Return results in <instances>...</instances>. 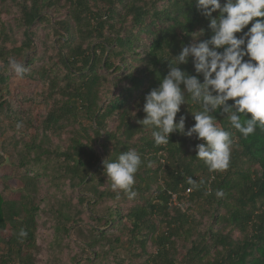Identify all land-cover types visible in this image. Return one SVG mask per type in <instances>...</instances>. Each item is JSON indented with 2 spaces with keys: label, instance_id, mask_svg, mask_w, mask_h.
Instances as JSON below:
<instances>
[{
  "label": "trees",
  "instance_id": "obj_1",
  "mask_svg": "<svg viewBox=\"0 0 264 264\" xmlns=\"http://www.w3.org/2000/svg\"><path fill=\"white\" fill-rule=\"evenodd\" d=\"M208 23L194 0H0V162L14 160L0 264H264V129L245 137L211 113L233 140L213 172L195 136L157 146L138 123L166 60ZM186 99L187 128L199 105ZM129 149L131 199L102 164Z\"/></svg>",
  "mask_w": 264,
  "mask_h": 264
},
{
  "label": "clouds",
  "instance_id": "obj_2",
  "mask_svg": "<svg viewBox=\"0 0 264 264\" xmlns=\"http://www.w3.org/2000/svg\"><path fill=\"white\" fill-rule=\"evenodd\" d=\"M194 3L197 11L208 18L211 35L200 39L205 32L201 28L198 37L182 43L180 51L166 60L169 70L159 85L145 94V115L138 123L152 129L157 146L168 144L174 132L195 136L200 141L195 145L196 156L214 172L229 166L233 140L211 113L219 110L227 115L231 128L245 137L257 127L264 129V0ZM189 62L194 72L181 67ZM14 67L17 73L24 71L21 65ZM186 95L199 105V110L190 111L194 123L187 128L185 115L176 119L181 106L188 103ZM141 163L134 149L121 152L114 160L102 161L113 190H122L130 199L136 196L133 185ZM189 182H193L191 177ZM217 195L223 193L218 191Z\"/></svg>",
  "mask_w": 264,
  "mask_h": 264
},
{
  "label": "rangeland",
  "instance_id": "obj_3",
  "mask_svg": "<svg viewBox=\"0 0 264 264\" xmlns=\"http://www.w3.org/2000/svg\"><path fill=\"white\" fill-rule=\"evenodd\" d=\"M5 46H10V45H9V43H6ZM25 59H26V57H25ZM9 73H10V70L8 71V74ZM0 142H1V138H0ZM3 157H4V161L3 162L2 161L0 162V171L1 172H4V171L8 170L7 169V166H12L14 164V160H12L13 157H12V154L10 152L4 151L3 152Z\"/></svg>",
  "mask_w": 264,
  "mask_h": 264
},
{
  "label": "built area",
  "instance_id": "obj_4",
  "mask_svg": "<svg viewBox=\"0 0 264 264\" xmlns=\"http://www.w3.org/2000/svg\"><path fill=\"white\" fill-rule=\"evenodd\" d=\"M189 190H190V189L188 188V189L186 190V192L188 193V192H189ZM172 199H173V200H175V199H176V195H175V194H173V196H172Z\"/></svg>",
  "mask_w": 264,
  "mask_h": 264
}]
</instances>
